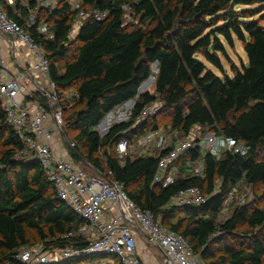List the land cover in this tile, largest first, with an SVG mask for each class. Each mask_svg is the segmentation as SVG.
I'll return each instance as SVG.
<instances>
[{"label":"trees","instance_id":"1","mask_svg":"<svg viewBox=\"0 0 264 264\" xmlns=\"http://www.w3.org/2000/svg\"><path fill=\"white\" fill-rule=\"evenodd\" d=\"M261 1L80 0L84 11L106 12L107 18L85 20L71 41L67 34L76 13L61 2L51 12L41 9L37 16V23L47 24L50 37L30 31L49 62L63 110L62 131L75 144L69 150L71 159L120 184L140 211L150 212L163 228L185 238L203 264H264V17L252 19L253 9L236 10ZM123 6L129 7L136 25H124ZM8 14L12 17L10 10ZM234 40L242 44L247 62L240 69L232 66L229 77L219 55L226 57L223 43L232 48ZM155 64V95L139 93ZM31 100L44 104L38 94ZM129 101H134L130 121L115 124L103 136L94 131L108 113ZM153 102L161 105L159 113L136 122L141 110ZM162 111L169 113L166 129L173 141L190 137L196 128L205 129L206 134L243 144L246 155L223 152L214 158L191 150L177 160L179 177L171 186L153 185L164 152L131 160L129 154L119 157L116 145L162 132L157 122ZM23 148L0 105V264H18L17 253L37 244L49 251L81 250L86 244L79 237L62 239L82 220L57 198L35 159L15 160ZM199 159L202 175L190 176L184 165ZM242 183L262 188L257 197L261 203L253 208L237 206L227 220L216 223L226 195ZM191 187L200 190L204 204H170L173 196ZM236 232L242 243L223 242V235ZM102 257L112 258L86 259Z\"/></svg>","mask_w":264,"mask_h":264},{"label":"built area","instance_id":"2","mask_svg":"<svg viewBox=\"0 0 264 264\" xmlns=\"http://www.w3.org/2000/svg\"><path fill=\"white\" fill-rule=\"evenodd\" d=\"M61 2H67L76 13L67 34L69 41L75 37L85 20L103 21L107 18L106 12L84 11L78 1L0 0V47L3 44L6 49H11V53L16 47L20 55L31 56L28 69L15 63L19 70L16 69V73L12 74L7 69L8 57L0 56V105L7 123L24 146L15 160L35 159L46 180L54 188L57 198L82 220V224L75 231L64 234L62 239L72 240L79 237L86 244L81 250L65 247L49 251L42 244L26 247L15 257L18 264H66L68 261L87 260L92 255L110 256L113 258L112 264H142L135 237L138 229L148 237L149 244L161 253L162 264H203L185 238L163 228L150 212L140 211L129 200L120 184L97 175L90 177L76 165L78 163L68 161V152L75 148V144L68 142L63 134V110L59 105L55 84L50 79L49 62L41 46L30 34L35 29L37 34L50 37L47 24L37 23V16L41 9L51 12ZM8 10L12 12V17ZM22 10L25 16H22ZM28 86H31L30 90H27ZM35 94L44 99L43 105L31 100ZM132 107V104L129 107L126 103L116 107L94 131L103 136L115 124L130 121ZM160 108L158 102L145 106L136 122L158 114ZM101 125L103 126L100 127ZM54 130L58 133L56 136ZM194 133L193 131L185 139L173 141L171 136H163L160 131L150 132L138 138L136 144L121 140L116 145V153L123 157L129 154L130 148L134 151L136 145L151 146L158 142L155 145L157 152L151 155H159L160 152L164 154L158 160L152 184L161 188L171 186L178 179L176 162L191 150L198 149L201 155L208 153L214 158H219L223 152L246 155L247 148L231 138L211 134L200 138ZM184 167L190 176L200 177L203 173L201 159L186 163ZM237 190L236 185L226 195L224 206L233 200L238 205L243 204L242 199L247 196V191L243 190L240 197L237 195L234 198ZM205 201L200 190L191 187L173 196L170 204L174 207L200 206ZM96 264L108 263L101 259Z\"/></svg>","mask_w":264,"mask_h":264},{"label":"rangeland","instance_id":"3","mask_svg":"<svg viewBox=\"0 0 264 264\" xmlns=\"http://www.w3.org/2000/svg\"><path fill=\"white\" fill-rule=\"evenodd\" d=\"M69 1L80 2V0H69ZM240 9H253V10H255L256 15L253 16L252 19L258 20L259 18L264 17V1H261L260 3L253 5V6H250V7L240 5L236 8V10H240ZM122 10L124 12V17H123L124 25H128V24L136 25L137 19L134 18L132 15H130L129 7L123 6ZM262 20H263V18H262ZM261 25L264 27V20L262 21ZM223 46L225 49L226 57L219 55L221 63H222L223 72L226 75H228L229 77H232V71H231L232 66H234L237 69H240V64L241 63L246 64L247 60H246L245 54L242 50V44L240 42H238L237 40L233 41V47L232 48H229L224 43H223ZM73 51H74V48L72 47L70 49V54H72ZM198 58L203 61V58L201 56H198ZM203 62L207 66V68H209V69H211V71H213L214 74H216L220 78L222 77V74L218 70H216L213 67H211L210 65H208L205 61H203ZM153 68L154 67L152 66L151 71ZM154 75H155V73L152 72V75L143 83L144 87L139 89V93L149 92L150 94L155 95L154 81H152V78L154 77ZM133 103L134 102H130L127 105H129L131 107V104L133 105ZM157 120H158L157 121L158 125L160 127L163 126V129H162L163 130L162 131L163 136H166V137L171 136V138H173V135L168 131V129H166V127L168 126V121H169V113L162 111L161 114L158 115ZM103 125H101L100 127H102ZM193 131L195 132L194 134L197 136H200V138H203L205 135L208 134V133L206 134L207 130H205V129H198V130L195 129ZM53 133L55 136L58 134L57 131H55V130ZM71 135H72V133H70V136ZM136 142L137 141H135L134 144H136ZM157 143L158 142H156L154 145H151V146H138V145H136L134 148V151H132V149L130 148V150H129L130 159L135 160L141 155L152 154L153 152H157V149L155 146V145H157ZM65 150H67L66 147H65ZM67 159H68V161L69 160L72 161V159L70 157V152H68ZM76 165H78L79 168L83 169L90 177L95 176L94 174H92V172L86 166L83 165V163L82 164L78 163ZM243 190L247 191V196L242 199L243 200V202H242L243 204L241 203L242 205L247 204L253 208V207L258 206V203H261V201L258 200V198H257L262 192L261 187H255L254 189H252L251 187L242 183V184H240L239 189L237 190V193L234 194V198L237 197V195L240 197L241 196L240 194ZM253 193H254V196H253ZM237 206H241V205H238L236 200H233L232 202H230L226 206H224L222 211L220 212V214L216 218V223L222 224L225 220H227L231 216L233 209ZM223 236H224L223 242H226L228 244L235 245V246H238L239 243H242L244 241V240H242V238H241L242 235H240L239 232H236L233 235H223ZM144 243L147 245V242H145V240H144ZM147 247L155 249V248L151 247L150 245ZM157 257L161 262L162 261V255L158 254ZM99 259H106L108 261H113L112 258H99ZM78 261H80V260H78ZM82 264H86V263H82Z\"/></svg>","mask_w":264,"mask_h":264},{"label":"crops","instance_id":"4","mask_svg":"<svg viewBox=\"0 0 264 264\" xmlns=\"http://www.w3.org/2000/svg\"><path fill=\"white\" fill-rule=\"evenodd\" d=\"M7 51H9V53H7ZM0 56L3 58H7V69L9 70L8 72H10L9 74L12 73H16L15 70L19 68L15 67V63L19 64L21 68L23 69H28L29 68V64L31 63V56L28 54L26 57L20 55L18 49L15 47L14 51L11 53V49H6V47L2 44L0 47ZM10 57V58H9ZM38 79V78H37ZM31 86H28L27 90H30ZM128 103H126L127 105ZM129 106V105H127ZM130 107V106H129ZM136 242H137V252L138 255L141 257L142 259V264H162V261L160 262V260L158 259L157 255L161 254L158 249H156L155 247H153L152 245L149 244V240L148 237L143 234L139 229L136 231ZM147 242V245L144 243ZM151 246L155 249H152L150 247L147 246ZM105 258V257H102ZM101 259H95L93 262H91V259L89 260H80V262H74L73 264H82V263H86V264H96V262H98ZM104 260V262L108 263V264H112V261H108L106 259H102Z\"/></svg>","mask_w":264,"mask_h":264},{"label":"water","instance_id":"5","mask_svg":"<svg viewBox=\"0 0 264 264\" xmlns=\"http://www.w3.org/2000/svg\"><path fill=\"white\" fill-rule=\"evenodd\" d=\"M152 72L157 73V68L154 67V68L152 69ZM152 81H154V78H152ZM152 81H151V82H152ZM142 85H143V84H142ZM142 85L140 86V88H143V87H144V85H143V86H142ZM140 88H139V89H140ZM130 102H134V101H129V102H127V103H130ZM133 104H134V103H133Z\"/></svg>","mask_w":264,"mask_h":264}]
</instances>
